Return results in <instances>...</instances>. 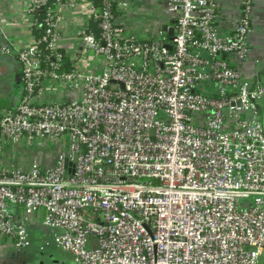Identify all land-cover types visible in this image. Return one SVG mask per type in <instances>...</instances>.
<instances>
[{
	"label": "built area",
	"instance_id": "obj_1",
	"mask_svg": "<svg viewBox=\"0 0 264 264\" xmlns=\"http://www.w3.org/2000/svg\"><path fill=\"white\" fill-rule=\"evenodd\" d=\"M255 2L222 35L214 0H166L169 37L128 28L125 0H32L24 92L0 109V243L29 248L43 212L62 264H264V84L232 63L248 57ZM80 6L66 32L62 12ZM17 147L37 157L5 163Z\"/></svg>",
	"mask_w": 264,
	"mask_h": 264
},
{
	"label": "crops",
	"instance_id": "obj_2",
	"mask_svg": "<svg viewBox=\"0 0 264 264\" xmlns=\"http://www.w3.org/2000/svg\"><path fill=\"white\" fill-rule=\"evenodd\" d=\"M31 1L0 0V42L13 50L11 55L0 54V109H15L24 92L17 51L29 45L32 40L31 21L27 13V7ZM125 1L130 5L129 12L124 13L128 28L138 33L142 32L147 36L157 35L161 32L168 35L164 27L172 28L173 23H170L166 15V0ZM214 1L218 10L217 27L222 35H229L240 18L243 0ZM62 13L64 17L60 18V27L71 33L75 29L74 26L83 24L87 16V9L84 6L73 9L66 8ZM248 45L247 59L240 62L236 58H232V63L240 71L243 79L256 87L264 84V0L255 2ZM65 46L70 48L71 44L65 43ZM259 106L264 109V98L260 101ZM17 149L16 158L11 154L10 148L5 150V163L28 166L30 160L37 157L34 151L29 152L21 147H17ZM38 158L48 163L49 152L46 149L41 151ZM42 216L43 212H39L31 217V237L41 232L42 229L51 236L50 231L42 226ZM14 251L16 250L12 243H0V264H4L5 259L11 255L9 252ZM70 262L68 261V263Z\"/></svg>",
	"mask_w": 264,
	"mask_h": 264
},
{
	"label": "rangeland",
	"instance_id": "obj_3",
	"mask_svg": "<svg viewBox=\"0 0 264 264\" xmlns=\"http://www.w3.org/2000/svg\"><path fill=\"white\" fill-rule=\"evenodd\" d=\"M41 230L31 237V246L20 252H9L4 264H62L70 262L71 256L54 245L49 233Z\"/></svg>",
	"mask_w": 264,
	"mask_h": 264
},
{
	"label": "trees",
	"instance_id": "obj_4",
	"mask_svg": "<svg viewBox=\"0 0 264 264\" xmlns=\"http://www.w3.org/2000/svg\"><path fill=\"white\" fill-rule=\"evenodd\" d=\"M96 2H99V0H94ZM55 2V0H51L50 4H53ZM120 13L117 12V15H119ZM44 19H45V15L44 14H39V20L40 23L39 25L35 28L34 30V34L35 36L40 39L43 36L44 33V27H45V23H44ZM41 51L43 53V55H46L47 51L45 49V45L42 44L41 45ZM44 66H47L46 63H43ZM62 68L59 70V72H63V71H72L73 70V65L72 62L70 61V58L68 56H65L62 60Z\"/></svg>",
	"mask_w": 264,
	"mask_h": 264
},
{
	"label": "water",
	"instance_id": "obj_5",
	"mask_svg": "<svg viewBox=\"0 0 264 264\" xmlns=\"http://www.w3.org/2000/svg\"><path fill=\"white\" fill-rule=\"evenodd\" d=\"M164 30L168 32L169 37L173 36V28L170 27H164Z\"/></svg>",
	"mask_w": 264,
	"mask_h": 264
}]
</instances>
